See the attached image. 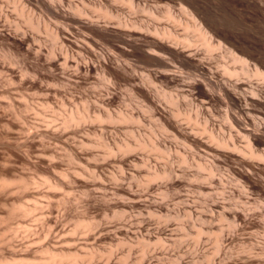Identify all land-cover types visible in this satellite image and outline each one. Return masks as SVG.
<instances>
[{
    "label": "rangeland",
    "instance_id": "rangeland-1",
    "mask_svg": "<svg viewBox=\"0 0 264 264\" xmlns=\"http://www.w3.org/2000/svg\"><path fill=\"white\" fill-rule=\"evenodd\" d=\"M38 1L0 0V89L16 94L19 104H32L28 116L35 125L44 124L43 119L53 120L51 116L65 113L71 104L80 108L93 104L90 107L96 114L109 112L113 118V122L81 125L78 135L64 138L75 142L82 157L75 164L64 158L60 162L63 169H84L89 164L95 177H80L81 183L69 192L70 203L59 209V215L65 216L62 225L73 227L68 216L83 215L91 204L89 216L98 224V234H104L100 246L79 234L75 243L86 244L82 246L88 250L112 249L109 264H121L125 253L130 254L127 264H139L142 245L137 240L149 251L141 264H264V79L242 74L241 65L232 59V53L242 56L246 70L264 73V0H134L139 6L134 11L111 0ZM82 4L87 16L80 18L68 5ZM45 5L54 6V12H48ZM105 6L138 27L125 28L116 19L105 18L100 10ZM169 6L182 21L186 20L183 7L197 8L209 17L213 14L214 42H220L221 48L211 53L199 43L190 48L195 54L193 62L201 63L204 71L181 59L159 62L146 50L132 46L149 37L146 27L172 28L167 20L149 16L153 12L160 17ZM64 17L81 21L69 23ZM28 18L36 28L28 25ZM85 22L109 28L117 38L97 36ZM175 30L184 34L182 27ZM56 33L59 36L54 37ZM227 67L239 74L225 76ZM211 76L215 81L231 82L237 104L205 87V79ZM207 92L213 98L210 101L205 100ZM46 95L52 100L50 106L41 117L36 116ZM122 113L134 118L126 123L115 121ZM232 115L240 119V125L232 121ZM173 123L178 127H172ZM204 128L225 145L210 140ZM135 140L145 149L128 154L118 150ZM104 142L116 148L113 155H105L100 145ZM51 144L64 153L62 144ZM247 147L254 157L247 155ZM154 172L166 177L148 180ZM88 183L94 187L87 188ZM120 238L126 244L118 246ZM98 259L90 263H104Z\"/></svg>",
    "mask_w": 264,
    "mask_h": 264
},
{
    "label": "bare ground",
    "instance_id": "bare-ground-1",
    "mask_svg": "<svg viewBox=\"0 0 264 264\" xmlns=\"http://www.w3.org/2000/svg\"><path fill=\"white\" fill-rule=\"evenodd\" d=\"M27 1H29V0H27ZM32 1H33V3L35 2L36 4L39 2L38 0H32ZM49 1H52V2L58 1L59 2L60 0H49ZM111 1L114 4L125 5L131 11L139 9V6H137L135 4L134 0H111ZM165 1H171V0H157L156 2L162 3ZM177 1H179V0H177ZM188 1H186V4ZM190 1H192V0H190ZM251 1H253V0H251ZM39 4H40V2H39ZM182 4H184V3H182ZM254 4H257V2L255 1ZM254 4H252V5H254ZM78 5H76V6L68 5V6H69V9L71 11H73L76 16H78L80 18L87 16V13H86L87 11L85 10V6L82 4V6L79 7ZM53 7L49 6V5H47V6L45 5V8L48 10V12L49 11L54 12ZM195 7H197L196 4H195ZM100 10L102 12V15L105 18L116 19L119 26H122L125 28H131V29L138 27L137 26L138 23H136L135 21L121 19L119 17V15H114L113 14L114 12L112 13V11L109 10L106 6L104 8H100ZM202 10H204V9H202ZM181 11H182V14L185 16V19H186L185 21H182L181 18L179 19V17L177 18V16L175 17L172 13V9L170 6L166 7L164 13L162 15H160V17L157 16L156 14H154L153 12L152 13L150 12L149 16L153 20L158 21L161 18L165 19L172 24V28L171 27L160 28L158 26H154L152 28L146 27L145 32L147 33V35L149 37L142 40L140 42V44H137L138 42L137 43L132 42L133 43L132 46H135L136 48H139L140 50L142 49L143 51L146 50V52H148L149 55L156 57L157 61H159V62H160V60L162 61L163 59H166V58L173 59V60L181 59L184 62L188 63L195 70H203L201 63L199 64V63H196L195 61L193 62V60L195 58V54L190 50V48L195 43H199L209 53L217 51L221 48L220 42H217V43L214 42L215 36L213 34L214 30H213V26H212V22H214V20H211V16L213 14L212 15L210 14L211 16L209 17L206 12H203L197 8H194V10L191 11V10H188L187 8L183 7L181 9ZM65 16H66V14H65ZM213 18L214 17H212V19ZM64 19L66 20V22L68 21L69 23H74V24L80 23V21H81V20L80 21L76 20V18H72V17H64ZM27 23L31 28H36V24H35V22H33L32 18H28ZM69 23H68V25H69ZM84 26H86V28L90 32L97 34V36H99V35L100 36H102V35L103 36L114 35L112 30H109V28L107 29L105 27H101L98 24H96V22L95 23H91V22L86 23ZM174 27H176V28H174ZM178 27L183 28V30H182V31H184L183 35H180L181 33L179 34L175 30ZM58 32H60V31L58 30ZM58 34L59 33H56V35L54 37H57ZM122 35H119V37ZM52 36H53V33H52ZM112 37H115V35ZM131 37H130V40L132 41ZM115 38H117V37H115ZM139 38H141V37H139ZM124 40H122V41H124ZM54 41H55V39H54ZM128 42H129V40H128ZM242 55H243V53H242ZM232 59H233L234 63H239L241 65V73L242 74H245L248 77H250V76L258 77L261 80L264 79L263 71L261 72L260 70L256 69L253 73H250L248 70L245 69V65L247 64V62L244 58H242V56L240 57L237 54L232 53ZM69 64H67V66H69ZM164 64H165V62H164ZM37 70H39V69H37ZM28 71H30V70L28 69ZM87 71H89V70H87ZM33 72H34V70H33ZM223 73L227 77H234V76H237L239 74L236 70H230L228 67L224 69ZM29 75H30V72H29ZM38 76H35V77H38ZM27 77H29V76H27ZM33 77H34V75H33ZM214 77L215 76H211L210 78L205 79V81H204L205 87H208L212 91L219 93L222 97H225V99H227L230 103L237 104V102H238L237 97L235 96L234 92H232V90L230 88L231 86L229 85V84H231V82L229 84H227L228 82L225 83L221 80L215 81V80H213ZM5 78H7V77H5ZM54 78L55 77H53V79ZM21 79L23 80L24 78H21ZM11 82L13 83L12 80H11ZM17 82H18V80H17ZM36 82H37V80H36ZM4 83L6 84V82H4ZM20 85L22 86L23 82H21ZM31 88H32V86H31ZM35 88L36 87H34V89ZM232 88H233V85H232ZM6 89H0V264H89L95 258L104 259L103 264H109L111 262L110 259L113 255L111 253L112 249L110 251L105 252V251L101 250L102 247L98 248L100 246L99 242L103 241V239H104V236H103L104 234L103 235L98 234V233H100V232H97V228H99L98 224L94 221L95 219H93V217L89 216L90 210L92 209V205L90 204L92 197L90 198V201L87 200L90 205H88V203H87L88 208L86 209V211L83 215H81V216L79 215L78 217H76V216H71V214H70V216H68L69 219L71 221H73V227L70 225L71 228L63 227L62 223L64 221L63 218L65 216L61 217L60 216L61 214L59 215V211H60L59 209H60V207L61 208L63 206L65 207V205L67 206L68 203H70L71 200H69L67 198V196L69 195V192L75 188V186H77L78 184L81 183L80 177L84 176V178H85V176H87V178L89 177L90 179L95 177V174L93 172L94 170L91 167L93 165H91V164H90L91 166H89V164H88L87 165L88 167H86L84 169H78V168H75L74 166L72 168H69V169H66V168L63 169V166L61 165L60 162L64 158L68 159L70 162H74V164H75L76 163L75 161H79V160L81 161V157H82L80 151L78 150V148L75 144V142L72 144L70 143V141L65 142L64 140L65 139L67 140V138H65V137L66 136L68 137L69 134L70 135H78V132H79L81 125L84 126V125L92 124V123H98L97 125H99L100 123H103L104 121L112 120L113 119L112 116L109 115V112L107 114L106 112L103 113V111H102V114H96L94 110L92 111L93 108L90 107V105L92 106L93 104H90V105H84L83 104V107L81 106L82 108L78 107L76 104H71V107H70L69 106L70 104H68L70 109L69 110L67 109L68 111H66L65 113L64 112H63V114L55 113L54 117L51 116V118H54L53 120L52 119L49 120L47 118H46L47 120L41 119L42 123H44V124L35 125L37 123L34 124L31 121L33 119H31V117L28 116V112L33 110L31 107L32 104L31 103L30 104H27V103L24 104L23 101H22L23 104H19L20 102L18 103V101H16V99L14 97L16 94L13 95L12 92H10L9 90H6ZM37 90L39 91L40 89H37ZM50 92H48V93H50ZM205 94L207 96L205 98L206 101H210L211 99H213L211 96H209L210 94H208V92ZM22 96H24V95H22ZM25 97H26V95H25ZM3 98H6L7 100H9V102L8 103L2 102L1 99H3ZM16 98L18 99L19 97H16ZM152 98H154V96ZM6 99H4V100H6ZM22 99H20V100H22ZM38 99H40V98H38ZM26 101L27 100H25V102ZM42 101L43 102L40 106L41 109H39L38 111L35 110V108L39 105L35 106V108H34V111H37L35 113L36 116L41 117V115L43 114V110L46 108L48 109V106H50L49 103L52 100L49 96H47V98H45ZM27 102H29V101H27ZM151 102H152V100L149 101V104ZM55 103H57V102H55ZM64 103H66V102H64ZM207 103H209V102H207ZM65 106H67V105H65ZM152 106H154V105H152ZM152 106H151V108H153ZM51 107H52V105H51ZM69 107H67V108H69ZM149 107H150V105H149ZM62 108H63V106H62ZM36 109H38V108H36ZM61 111H62V109H61ZM35 114H33V115H35ZM176 114H177V112H176ZM177 115H179V113ZM114 116H115V114H114ZM132 118H134V117H130V115L128 116V115H125L122 113L118 116L117 120H115V119L114 120L118 121V122H125L126 123L128 121H132ZM231 118L235 124L240 125L241 121L236 115H232ZM38 119H40V118H38ZM188 120H190V119H188ZM56 121H59V122H56ZM112 122H113V120H112ZM167 123H169V122H167ZM117 124H119V123H117ZM173 125H175V123H173ZM173 125H171V126L172 127H178L176 125L175 126H173ZM38 126H41V128H38ZM89 126L90 125H88V127ZM166 127H167V125H166ZM84 128H86V127H84ZM160 130H159V132H160ZM203 131H204V133L208 134L207 136L209 137L210 140L214 141V143H219V144L223 143V142H220V140H217L216 139L217 137H214L213 133L211 131L209 132V129L204 128ZM136 140H137V138H136ZM136 140H135V143L133 142V144H126V145H123L124 147L123 146L118 147V150L128 154V152H131V151H134L137 149L138 150L145 149L144 144L140 143L141 141L138 142ZM51 143L62 144V146H64L63 147L64 153L61 154V153H59L60 151L58 152L56 149L51 148L50 147L52 145ZM85 143H87V142H85ZM95 143H93V144H95ZM80 145L85 146L83 143H81ZM100 145H102L103 149H105V155H113L114 154V150L116 148H114V150H113V148L109 147V145L105 144V142L100 144ZM150 145L152 146V149H154L153 151L157 150V148L155 147L156 146L155 144H154L155 146L152 143ZM223 145H225V144L223 143ZM115 146H117V144ZM142 151H144V150H142ZM149 151H152V150L150 149ZM246 153H247V155L254 157L253 150H251L248 147H247ZM91 157H92V155H91ZM63 161L65 162V160H63ZM80 161L77 163H80ZM95 167L96 166L94 165V168ZM90 168H92L93 171ZM96 171H97V169H96ZM150 176H148V177H150L149 179L147 177L148 180L151 179L150 181H152V180L156 181L159 179H164L166 177L165 174L160 175L157 172H154ZM87 182L88 181H86V183ZM93 183H88L85 185L87 186V188H89L92 186ZM79 187H81V186H79ZM92 187H94V186H92ZM76 189H77V187H76ZM87 196L90 197L89 194H87ZM84 206H85V204H84ZM109 207H108V209L111 208V207L110 208ZM67 211H68V209H67ZM69 211H71V210H69ZM108 211H111V210H108ZM117 221H118V219H117ZM121 223H122V221H121ZM78 234L84 236V239L86 237L87 241H92V240L95 241L94 243L99 244V246L98 247L96 246L97 247L96 249L91 247V250H88L86 248L87 247L86 244L82 243L86 247H83L81 243H79L81 245H78L77 243H75L76 239H74L76 235L78 236ZM200 234H201V231L198 232V236ZM51 236H52V238H50ZM42 237H44V240H42ZM117 239H118V237H117ZM130 243H131V245H133L132 242H130ZM130 243L128 241L129 245H130ZM124 244H126V242L120 238L118 240V246L119 245L121 246ZM136 244H138V246L142 245V247L140 246L141 247V255H140V260H139V264H141L142 261L144 260V257L147 256L146 254L149 253V251H147V249H146L147 247L145 245H143L141 240H137ZM94 245H93V247H94ZM220 248L221 247H220L219 241L217 240L216 249L219 251ZM103 249H104V247H103ZM107 249H105V250H107ZM139 250H140V248H139ZM128 251H129V249H128ZM128 256H130V254L125 253V255L121 257L120 263L121 264H127ZM101 262H103V261H101Z\"/></svg>",
    "mask_w": 264,
    "mask_h": 264
}]
</instances>
